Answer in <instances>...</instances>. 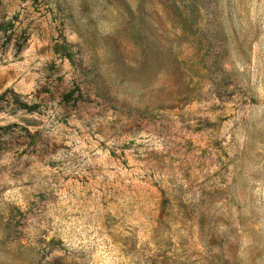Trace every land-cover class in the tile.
<instances>
[{"label":"rangeland","instance_id":"rangeland-1","mask_svg":"<svg viewBox=\"0 0 264 264\" xmlns=\"http://www.w3.org/2000/svg\"><path fill=\"white\" fill-rule=\"evenodd\" d=\"M0 26V264H264V0Z\"/></svg>","mask_w":264,"mask_h":264},{"label":"trees","instance_id":"trees-1","mask_svg":"<svg viewBox=\"0 0 264 264\" xmlns=\"http://www.w3.org/2000/svg\"><path fill=\"white\" fill-rule=\"evenodd\" d=\"M2 29V27L0 26V30ZM20 106H22L23 108H27V106L25 104H20Z\"/></svg>","mask_w":264,"mask_h":264}]
</instances>
